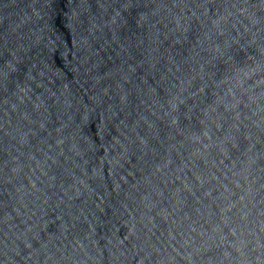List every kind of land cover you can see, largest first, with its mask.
Listing matches in <instances>:
<instances>
[{
  "label": "water",
  "instance_id": "water-1",
  "mask_svg": "<svg viewBox=\"0 0 264 264\" xmlns=\"http://www.w3.org/2000/svg\"><path fill=\"white\" fill-rule=\"evenodd\" d=\"M0 264H264V0H0Z\"/></svg>",
  "mask_w": 264,
  "mask_h": 264
}]
</instances>
